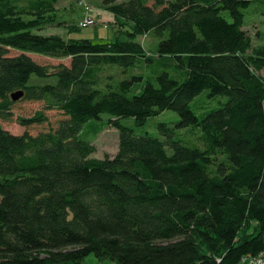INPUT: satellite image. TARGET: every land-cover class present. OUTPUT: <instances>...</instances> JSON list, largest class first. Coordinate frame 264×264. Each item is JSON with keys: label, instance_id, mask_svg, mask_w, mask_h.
I'll return each instance as SVG.
<instances>
[{"label": "trees", "instance_id": "1", "mask_svg": "<svg viewBox=\"0 0 264 264\" xmlns=\"http://www.w3.org/2000/svg\"><path fill=\"white\" fill-rule=\"evenodd\" d=\"M58 1L0 0V118H12L19 91L45 104L19 117L22 127L48 123L46 111L64 117L37 135L0 125V264H81L91 255L241 264L263 254L264 45L244 26L247 9L258 13L264 0H104L120 27L106 44L42 35ZM148 35L159 41L154 56L137 42ZM141 63L151 74L140 95L132 89L143 76L105 77ZM205 91L217 107L196 113ZM166 111L181 121L157 126L164 140L121 122L141 128ZM103 114L115 118L119 149L96 159L81 135Z\"/></svg>", "mask_w": 264, "mask_h": 264}, {"label": "rangeland", "instance_id": "2", "mask_svg": "<svg viewBox=\"0 0 264 264\" xmlns=\"http://www.w3.org/2000/svg\"><path fill=\"white\" fill-rule=\"evenodd\" d=\"M120 2L127 0H118ZM104 0H59L56 8L55 21L53 20L51 26H46L41 32L42 35L59 36L63 39L87 40L94 44L113 43L117 40L118 31L120 29L115 17L108 12L103 6ZM86 8H89L88 11ZM254 6L247 9V17L245 20L244 30L253 38L255 45H264V6L263 10H258V13H253ZM228 17V15H226ZM88 17L94 20V24L85 28V25L80 26L83 20ZM96 21V22H95ZM76 27L73 32L71 30ZM128 29V27H127ZM126 31V29L124 30ZM148 55L154 56L157 51L159 41L153 36H142L137 39ZM33 59L48 67H56L61 64H69V60H55L50 58L35 57ZM105 77L114 75L120 80L130 79L132 76H143L144 82L137 83L132 89L133 95H140L146 85V80L150 76L151 71L148 64L141 63L135 69H130L127 72L121 71L119 68L105 69ZM54 80H41L32 77L30 84L44 85L54 83ZM202 105V109L198 110V106ZM217 107L215 101L207 98L205 91L192 104V109L196 113H202L212 108ZM45 110L44 102L26 101L21 99L14 102L11 109L13 114L10 120L0 118V125L15 134L22 135L26 131L32 135H37L51 129L58 128V125L63 115L58 111H46L49 117L48 123L40 126L22 127L18 124L19 117L30 118L36 112ZM110 120L115 118L110 114H103L100 120H91L84 125L82 131V139L91 142L96 147V153L93 158L104 159L106 157L113 158L117 155L119 149V131L113 126H109ZM181 121L180 116L171 111L163 112L161 115L151 118L148 123L141 128H137L133 118L122 119L124 126L133 128L139 134L149 133L152 136L164 140L158 130L157 126L166 123L171 127L176 126ZM81 264H114L109 259H100L95 256H89Z\"/></svg>", "mask_w": 264, "mask_h": 264}, {"label": "built area", "instance_id": "3", "mask_svg": "<svg viewBox=\"0 0 264 264\" xmlns=\"http://www.w3.org/2000/svg\"><path fill=\"white\" fill-rule=\"evenodd\" d=\"M88 9L89 8H86L87 11ZM93 24H94V20L86 17L80 26L83 27L85 25V28H88V26H91ZM241 264H264V253L257 257H244L242 259Z\"/></svg>", "mask_w": 264, "mask_h": 264}, {"label": "water", "instance_id": "4", "mask_svg": "<svg viewBox=\"0 0 264 264\" xmlns=\"http://www.w3.org/2000/svg\"><path fill=\"white\" fill-rule=\"evenodd\" d=\"M25 96V93L24 91H19L17 93H14L12 96H11V99L13 102H18L20 101L21 99H23Z\"/></svg>", "mask_w": 264, "mask_h": 264}]
</instances>
